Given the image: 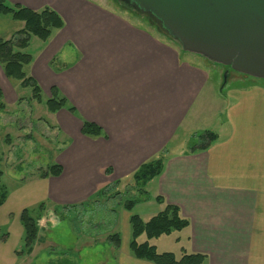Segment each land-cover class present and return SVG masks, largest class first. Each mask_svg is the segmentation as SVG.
Listing matches in <instances>:
<instances>
[{
  "label": "crops",
  "instance_id": "0c3cea01",
  "mask_svg": "<svg viewBox=\"0 0 264 264\" xmlns=\"http://www.w3.org/2000/svg\"><path fill=\"white\" fill-rule=\"evenodd\" d=\"M7 1L33 11L48 7L62 18L63 28L41 41L25 72L42 94L48 96L55 87L76 115L46 109L55 124L46 125L66 138L55 156L60 176L39 178L37 170L6 187L0 227L6 226L9 236L0 242V264L36 259L35 246L29 254H15L23 235L22 210L42 202L49 214L78 207L164 149L163 170L146 185L149 200L135 206H141L135 215L148 221L165 205L176 206L189 222L181 231L180 250L205 255L204 264H264V82L233 75L231 85L222 86L208 68L150 25L92 0ZM22 28V23L0 17V40ZM54 61L60 71L52 69ZM0 89L6 105L0 118L24 113L25 121L32 120L22 92L27 88L8 80L1 67ZM82 120L99 126L104 137L83 136ZM203 131L216 133L217 141L188 154L190 137ZM5 155L6 160L15 156L13 151ZM130 216L124 214L126 236L115 251L116 264H152L129 251Z\"/></svg>",
  "mask_w": 264,
  "mask_h": 264
},
{
  "label": "rangeland",
  "instance_id": "374dc122",
  "mask_svg": "<svg viewBox=\"0 0 264 264\" xmlns=\"http://www.w3.org/2000/svg\"><path fill=\"white\" fill-rule=\"evenodd\" d=\"M92 2L115 10L136 22L150 25L156 30L146 19L128 11L117 0H92ZM41 43L39 39L32 38L26 52L34 55ZM189 57L194 62L208 68L212 72L213 78L220 81L222 86L225 85L223 78L225 68L194 54H189ZM214 71H220V75L214 73ZM233 75L264 82L230 72L226 81L227 87L231 85L229 78L234 77ZM214 87H216V84ZM16 92H19V89ZM22 92L23 96L27 98L32 120L25 121L24 113H22L23 116L18 113L16 117L10 118L5 115L0 118V170L3 172L0 185H5L7 188H13L23 176H29L37 170L44 171L47 167L56 164L57 151L62 148V144L66 141L65 136L58 128L54 129V127L46 125L48 123L55 124L43 105H39L36 101H30V89H23ZM43 96L46 99L49 95L43 94ZM8 109L9 111L13 110L15 114L13 107L9 106ZM38 116H41L46 123H39ZM11 143L12 145L9 147ZM6 151L14 152L15 156L12 160H6ZM10 162L13 163V167L10 166ZM146 191L150 192L148 187H146ZM118 193V195H115L113 192L112 198H110L111 196H105L94 203L88 202L84 206L61 211L59 209L58 219L49 220L47 224L39 221V237L41 239L36 243L38 244L42 239L45 242H40L44 244L34 245V253L37 252L36 259L34 262L27 264H116L118 252L115 254V250L107 237L118 233L121 240L124 241L126 236V228L123 224L124 214H139V207H141L138 205L139 207H135V210L124 212L121 205L125 201L134 198L136 193L129 194L123 188L118 190ZM141 216L144 220L149 218L148 215ZM43 227L44 229L41 230ZM7 230L6 226H2V232H7ZM183 236V232H173L170 235L152 239L150 244L154 245L160 253H174L179 258L181 250L177 238L181 240ZM140 241L144 242L145 237L140 238ZM40 248H43V250H40ZM63 252H67L68 255L60 256L59 254ZM18 264H21V262Z\"/></svg>",
  "mask_w": 264,
  "mask_h": 264
},
{
  "label": "trees",
  "instance_id": "16d2710c",
  "mask_svg": "<svg viewBox=\"0 0 264 264\" xmlns=\"http://www.w3.org/2000/svg\"><path fill=\"white\" fill-rule=\"evenodd\" d=\"M0 17H9L23 24V28L14 32L9 39L0 40V67L5 77L10 81L19 82L22 88H29L31 100L44 104L48 112L56 113L59 110L65 109L71 114L76 115L75 109L69 105L68 101L60 95L55 87L50 89L49 96L44 99L37 82L25 72L26 67L32 62L31 54L26 52L31 39L37 38L42 42L47 41L54 31L63 28L64 22L62 18L48 7L39 11H33L22 5L11 4L7 0H0ZM51 67L55 71H60L56 67L55 61L51 63ZM5 108L6 105L0 89V112L4 111ZM80 132L83 136L91 139L104 137V133L99 126L85 120H82ZM217 139L218 135L212 131L196 133L190 137L187 143V153L193 154L205 151ZM166 150H162L158 155L140 165L125 180L115 181L111 185L100 189L86 203L80 206L87 205L88 202L94 203L105 196H112L113 192L117 195L119 194L118 190L122 188L129 194L136 193L134 198L122 204L126 211L131 212L137 204L148 201L149 195L145 187L152 179L161 174L167 158ZM61 172L60 165L54 164L47 167L44 171H38L37 177H58ZM2 176L3 172L0 170V180ZM7 196L8 190L6 186L0 185V206L3 205ZM156 201L163 203L160 197H156ZM60 211L56 209L53 213L49 214L45 202L22 210L19 222L23 229V235L21 245L15 251L16 256L21 257L32 251L34 245L39 240V221L45 217H48L49 220H56ZM129 224L131 230L129 251L138 260H144L152 264H204L206 261L207 257L205 255L187 253L184 249L181 250L179 258L174 253H160L154 245L149 243L152 239L163 235H170L173 232H181L189 226L188 220L180 216V211L176 206L165 205L162 211L151 217L148 221H143L140 216L132 214L129 218ZM8 236V233L2 232V228L0 227V242H6ZM142 236L145 237L144 242L139 241ZM107 240L115 251L120 248L121 240L118 233L109 235ZM177 241H179V238H177Z\"/></svg>",
  "mask_w": 264,
  "mask_h": 264
},
{
  "label": "water",
  "instance_id": "95a60500",
  "mask_svg": "<svg viewBox=\"0 0 264 264\" xmlns=\"http://www.w3.org/2000/svg\"><path fill=\"white\" fill-rule=\"evenodd\" d=\"M182 52L264 81V0H117Z\"/></svg>",
  "mask_w": 264,
  "mask_h": 264
}]
</instances>
